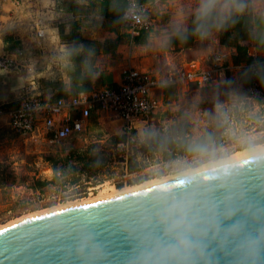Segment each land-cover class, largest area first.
Masks as SVG:
<instances>
[{
    "label": "crops",
    "instance_id": "0c3cea01",
    "mask_svg": "<svg viewBox=\"0 0 264 264\" xmlns=\"http://www.w3.org/2000/svg\"><path fill=\"white\" fill-rule=\"evenodd\" d=\"M156 1L160 4V8L156 11L158 14L155 15L151 33L145 42L133 43L125 37L117 39L115 32L124 31V23L121 18L114 19L101 15L98 12L99 0H0V17L7 16L11 20L10 23L16 22L12 10L5 15L4 4L11 3L16 9L22 11L27 20L23 24L22 35L19 34L18 28L8 32L10 35L6 38L8 41L12 42L15 39L16 42L18 41L14 51L2 53L14 57L23 66L33 68L32 74L28 76L23 70H19V73L13 71L23 78V86L31 84L33 89L43 92L40 94L43 98L54 99L81 92L73 90L72 80L75 70H79L81 74L91 71L88 89L104 85L115 87L120 82L121 70L124 67L140 71L176 69L189 60H196L201 66H205L212 51L227 49L231 56L223 79L225 75L228 76L232 85L227 91L225 101L221 104L227 107L233 105L238 107L247 102L248 99L245 97L248 87L241 84L239 76L245 70L254 76L253 63L257 64V71L264 72V24L261 23L260 18L253 17L251 37L242 42L246 45L249 61L233 63L234 48L220 46L217 42V31L206 38L195 39L187 47H181L169 41L173 24H182L184 28L187 27L189 16L195 11L198 0ZM37 18L41 19L38 27L43 28V36L39 38L35 35ZM5 43L6 41H3V44ZM63 70H72L69 81L64 78L56 83L46 81L47 77L53 78L57 75L64 77ZM252 82L256 83L254 80ZM260 85L264 91V84L260 82ZM176 89L183 92L187 91L188 87ZM49 90L52 94H45ZM157 92L160 99L163 92L162 90ZM259 102V106L263 109L264 98ZM16 104L17 102L6 107L2 106V109L14 107ZM256 107L258 108V105H255ZM92 111L100 112L101 110ZM87 121L85 125L88 124ZM135 122L125 130L123 121L119 119V129L113 133L123 135L122 133L130 132L140 137V132L144 130L143 123L139 121L141 125L138 129Z\"/></svg>",
    "mask_w": 264,
    "mask_h": 264
},
{
    "label": "water",
    "instance_id": "95a60500",
    "mask_svg": "<svg viewBox=\"0 0 264 264\" xmlns=\"http://www.w3.org/2000/svg\"><path fill=\"white\" fill-rule=\"evenodd\" d=\"M237 166L228 213L203 236L192 237L196 248L185 264H264V160L242 158ZM182 186L173 178L9 224L0 228L7 229L0 234V264H145L152 241L163 238L151 194ZM224 201L218 197L217 207L224 208ZM133 226L148 239L142 243Z\"/></svg>",
    "mask_w": 264,
    "mask_h": 264
},
{
    "label": "rangeland",
    "instance_id": "374dc122",
    "mask_svg": "<svg viewBox=\"0 0 264 264\" xmlns=\"http://www.w3.org/2000/svg\"><path fill=\"white\" fill-rule=\"evenodd\" d=\"M4 7L5 15L11 10L14 12L16 22L10 23L7 16L0 17V40L6 41L0 45V53L14 51L18 41H8V32L18 28L22 35L27 21L13 4L5 3ZM63 71L64 77H47L46 81L56 83L62 78L69 81L72 70ZM38 92L43 94L36 89H25L18 73L0 70V108L15 104L25 93ZM223 94L221 89L211 92L177 90L176 99H163L162 104L169 106L177 119L185 120L186 130L190 131L194 115L205 118L206 112L198 108L204 101L203 96H209V101L213 102L220 101ZM249 107L238 112L239 121L245 124L253 108L256 109L253 105ZM258 112L263 113L261 108ZM119 119L107 110L92 111L83 131L64 140L50 141L18 134L10 129L6 116L0 114V226L34 212L95 196L105 185L121 189L160 178L155 171L156 155L139 150L141 136L122 133L124 139L113 142L112 136L120 135L113 133L119 129ZM166 121L170 123L169 118ZM135 125L139 129L141 123L138 121ZM130 153L133 157L129 159ZM85 156L89 158L85 160Z\"/></svg>",
    "mask_w": 264,
    "mask_h": 264
},
{
    "label": "clouds",
    "instance_id": "9594fccd",
    "mask_svg": "<svg viewBox=\"0 0 264 264\" xmlns=\"http://www.w3.org/2000/svg\"><path fill=\"white\" fill-rule=\"evenodd\" d=\"M245 12L264 24V0H198L192 34L201 39L211 36ZM130 15L141 22L136 12ZM171 34L185 38L187 30L182 24H173ZM257 111L253 109L245 124L236 119L231 108L216 104L214 115L206 112V119L194 115L190 131L164 141H157L151 130L140 132L141 143L149 147L154 144L159 182L175 178L183 184L151 194L154 219L163 230V238L152 241L145 264H185L196 248L192 237L203 236L228 213L227 202L240 175L238 160H264V116H255ZM236 150L241 153L239 157L234 155ZM221 196L225 197L224 208L216 205ZM147 222L141 220V224ZM132 231L142 243L148 239L137 234L136 226Z\"/></svg>",
    "mask_w": 264,
    "mask_h": 264
},
{
    "label": "built area",
    "instance_id": "2783aa9c",
    "mask_svg": "<svg viewBox=\"0 0 264 264\" xmlns=\"http://www.w3.org/2000/svg\"><path fill=\"white\" fill-rule=\"evenodd\" d=\"M159 8L160 4L156 0H125L121 14L125 31L131 37L141 30L152 28L154 18L151 14ZM131 12L142 17L140 23L131 17ZM40 23L41 19L37 18V38L43 36V28L38 27ZM230 56L229 50L222 49L212 51L205 66H201L196 60H189L176 69L140 71L124 67L120 82L115 87L104 85L54 99L43 98L37 93H25L14 107L0 108V114L6 116L10 129L18 134L50 141L64 140L73 133L83 131L91 110L95 109L107 110L120 118L125 130L135 121H141L145 129L150 113L161 105V100L155 96L157 91L160 92L166 86L187 88L189 84H193L200 88L221 83ZM0 70L18 73L23 70L28 76L32 74L33 68L23 66L6 53H0ZM256 72L257 64L253 63L252 73ZM24 88L33 90L31 84H26ZM254 97L264 98L257 84L252 82L245 98L250 100Z\"/></svg>",
    "mask_w": 264,
    "mask_h": 264
},
{
    "label": "trees",
    "instance_id": "16d2710c",
    "mask_svg": "<svg viewBox=\"0 0 264 264\" xmlns=\"http://www.w3.org/2000/svg\"><path fill=\"white\" fill-rule=\"evenodd\" d=\"M139 2L143 1H153V0H137ZM125 0H99V10L98 12L101 15L104 16H110L114 19H120L122 11L124 9ZM159 9H156L152 12V17L155 19V15L158 14L156 11ZM193 14L192 12L188 19L187 27L185 28L187 30V34L185 38H180L178 35H170L169 41L173 44H179L181 47H187L192 44V42L195 39H201L200 37L192 34L193 29ZM253 16L245 12L242 15L236 16L234 18L235 22H230L225 27H223L221 30L217 31V42L220 46L225 47H232L234 48V53L232 55V61L233 63H239V62H245L247 63L249 61V56L246 54V45L243 44V41L249 40L251 37V30H252V21ZM125 28V27H124ZM152 28L148 30H141L138 32V34L134 36H129V34L124 30L120 33H116L117 39L120 37H125L128 41L133 43H143L146 41L147 37L151 33ZM104 51V48L102 49ZM258 73H256L254 76L250 74L248 70H245L242 75L239 76V81L242 85L249 87L251 82L254 80L257 83V86L259 90L262 92L264 97V91L262 90V85H260L261 80H264V72L263 70H258ZM91 76V71H85L84 74H81L79 70H75V73L73 75L72 80V86L73 90L83 91L89 88V78ZM232 82L228 76L225 75V79L223 82L218 83L214 86H206V87H200L196 88L193 84L188 85V89H198L200 91L205 92H211L213 90L221 89L223 90L224 94L223 97L220 99V101H209V96H203L204 101L199 104V109L201 112H207L211 113L210 115H214V105L221 104L226 99L227 91L231 87ZM163 96L160 98L161 105L155 109L153 112L150 113V116L148 118V125L144 129V131L151 130L155 134V139L157 141H164L168 139L170 136H174L178 133L187 132L186 130V121L177 119L175 115H173L169 111V106H166L165 104H162V100L166 98L173 97L176 99L177 97V89L173 86H166L162 89ZM208 95V94H207ZM157 98L158 92L155 94ZM261 99L259 97H254L247 102L242 103L240 106H228L231 108L232 113L236 117L237 120H239V111L243 112L247 109V106H255L258 105L259 108V101ZM207 101V102H206ZM166 103V102H164ZM249 103V104H248ZM222 105V104H221ZM249 107V108H250ZM258 108V109H259ZM257 109V107H256ZM262 109V108H261ZM260 112V110H259ZM256 113V115L260 116V113ZM262 112L264 113V103H263V109ZM262 113V114H263ZM169 118L170 123H167L166 119ZM207 117H205L206 119ZM8 124V123H7ZM9 126V125H8ZM113 142H119L124 139L123 135H114L112 136ZM152 149V150H151ZM139 150L141 152L149 151L152 153V155H155L154 152V144L152 147L146 146L144 143L139 144ZM150 155V154H149ZM133 154H129L128 158H132ZM85 160H87L89 157L85 156Z\"/></svg>",
    "mask_w": 264,
    "mask_h": 264
},
{
    "label": "bare ground",
    "instance_id": "6f19581e",
    "mask_svg": "<svg viewBox=\"0 0 264 264\" xmlns=\"http://www.w3.org/2000/svg\"><path fill=\"white\" fill-rule=\"evenodd\" d=\"M234 155L236 157H239L241 155V153L238 150L237 152H234ZM160 179L161 178H154V179H151V180H146V181H144V182H142L140 184L132 185V186H126V187H123L121 189H117V188H115L112 185H105L95 196H90L88 198H84V199L78 200V201H69L67 203H63V204L57 205L55 207H52L50 209H46V210H43V211L31 213V214H29L27 216L18 218L16 220L10 221V222H8V223H6L4 225H1L0 228H3L5 226H7L9 224H12L14 222H17L19 220H22V219H25V218H28V217H31V216L39 215V214H42V213H45V212H49V211H52V210H55V209H59V208H62V207L76 205V204H81V203H86V202H92V201L100 200V199H103V198H106V197H109V196H113V195L121 194V193H124V192L136 190V189H139V188H143V187H146V186H149V185L158 184V183H161V182H159ZM164 181H167V180H164Z\"/></svg>",
    "mask_w": 264,
    "mask_h": 264
},
{
    "label": "snow or ice",
    "instance_id": "6c2138e0",
    "mask_svg": "<svg viewBox=\"0 0 264 264\" xmlns=\"http://www.w3.org/2000/svg\"><path fill=\"white\" fill-rule=\"evenodd\" d=\"M13 227H15V225H13ZM6 231H7V229H0V234H2L3 232H6Z\"/></svg>",
    "mask_w": 264,
    "mask_h": 264
}]
</instances>
